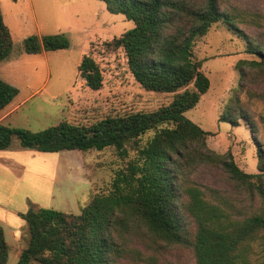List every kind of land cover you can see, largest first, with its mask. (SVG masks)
<instances>
[{
  "label": "trees",
  "instance_id": "trees-1",
  "mask_svg": "<svg viewBox=\"0 0 264 264\" xmlns=\"http://www.w3.org/2000/svg\"><path fill=\"white\" fill-rule=\"evenodd\" d=\"M100 1L108 12L133 22L110 41L112 48L123 51L133 80L146 91L172 94V99L150 111L108 114L88 124L60 120L38 131L0 122V150L16 137L22 149L54 153L109 148L125 161L115 171L110 190L93 194L79 213L29 203L20 214L28 238L14 264H114L122 257L139 256L132 243L144 236L153 242L188 244L195 264H247L249 244L259 231L264 232V155L257 149V172H244L230 151L220 154L209 149V132L183 113L209 88L193 45L214 22L222 20L242 37L246 52L259 58L251 62L264 66V45L244 30L264 28V0L262 14L221 8L219 0ZM68 47L63 33L31 34L22 40L26 54ZM11 49L0 7V62ZM77 72L91 90L101 87V70L91 55H82ZM17 94V87L0 78V111ZM222 120L236 122L228 116ZM149 130L154 133L143 141ZM203 166L221 168L237 187L250 192V199L256 192L261 204L235 205L211 187L206 193L192 177ZM181 212L193 231L184 227ZM7 260L8 245L0 225V264Z\"/></svg>",
  "mask_w": 264,
  "mask_h": 264
},
{
  "label": "rangeland",
  "instance_id": "rangeland-1",
  "mask_svg": "<svg viewBox=\"0 0 264 264\" xmlns=\"http://www.w3.org/2000/svg\"><path fill=\"white\" fill-rule=\"evenodd\" d=\"M219 1L221 8L257 10L262 14L263 0ZM0 7L12 40L9 57L0 62V78L18 89V94L0 111V122L38 131L60 120L88 124L108 114L150 111L172 99V94L146 91L133 80L123 51L110 46V41L130 29L133 22L122 14L108 12L102 1L0 0ZM244 30L264 45V28ZM56 33L67 36L68 48L38 54L23 52L22 40L26 36ZM193 53L208 77L209 88L184 116L209 132V149L220 154L230 151L240 169L256 173L257 149L264 155V66L251 62L259 58L246 52L244 39L228 30L222 20L195 40ZM83 54L91 55L101 70L102 83L97 90H91L78 76L77 66ZM226 116L235 124L222 120ZM153 133L146 132L143 141ZM18 148L19 140L14 137L0 158L18 152ZM57 153L61 161L57 171L60 192L46 206L65 212L73 213L77 207L81 210L95 193H107L115 171L125 164L109 148ZM47 169L42 165L43 174ZM192 177L206 193L208 187L218 189L235 205L256 206L262 202L256 192L250 199V192L237 187L219 167H200ZM262 179L264 192V176ZM30 196L42 198L38 192L31 191ZM181 216L184 227L193 231L188 216ZM13 226L20 247L25 246L28 235L24 220ZM132 245L141 252L139 256L122 257L114 264H195L188 244L153 242L144 236ZM249 245L247 264L264 260V232L259 231ZM9 250L13 253L12 247Z\"/></svg>",
  "mask_w": 264,
  "mask_h": 264
},
{
  "label": "crops",
  "instance_id": "crops-1",
  "mask_svg": "<svg viewBox=\"0 0 264 264\" xmlns=\"http://www.w3.org/2000/svg\"><path fill=\"white\" fill-rule=\"evenodd\" d=\"M18 150L5 158H0V225L8 245L6 264H14L21 248L18 234L13 226L15 223L20 225L21 221L23 222L20 214L26 211L29 203L49 207L46 205L53 202L60 192L57 185V171L61 162L57 155L59 153L49 154L22 148ZM1 152L4 150H0ZM42 165L48 167L46 174L42 172ZM31 191L40 193L42 198H32ZM75 209L73 213L80 212L78 207ZM11 247L13 253L9 250Z\"/></svg>",
  "mask_w": 264,
  "mask_h": 264
}]
</instances>
